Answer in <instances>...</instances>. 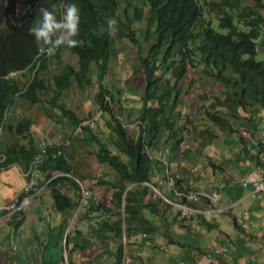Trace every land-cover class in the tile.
I'll return each mask as SVG.
<instances>
[{
  "label": "trees",
  "instance_id": "16d2710c",
  "mask_svg": "<svg viewBox=\"0 0 264 264\" xmlns=\"http://www.w3.org/2000/svg\"><path fill=\"white\" fill-rule=\"evenodd\" d=\"M126 1L124 11L127 13L132 0ZM141 1L144 7L136 9V16L146 24L139 26V36H136L133 24L128 22V14L127 21L116 16L119 29L125 30L131 45H135L140 69L145 75L146 83L140 98L141 123H138L137 131L128 132L112 103L116 99L121 101L122 89L119 86L110 88L104 81L118 52L115 38L105 28L107 20L102 16L115 14L116 0H102L99 4L92 0H75L80 8L77 38L83 43L71 48L62 44L52 55L60 58L63 53L60 48L64 46L66 51L78 56L77 68L67 64L64 75L52 76L58 82L65 78L66 84L69 79L71 83L66 73L77 71L79 84L76 85L82 87L85 81L88 86L96 72L98 89L94 101L104 110V122H99V130L85 126L88 130H84L83 138L93 141L98 148V161L111 168V172L102 169L95 176L96 182L89 183L90 178L71 164L61 144L46 146L47 155L39 165L43 178H39L36 187L42 185L50 194L60 224L54 226L52 219L46 231L40 234V238H47L41 264H122L125 247L135 243L139 235L143 240L152 232H163L162 228L168 227V222L172 227H180L178 231L185 218H180V210L164 196L153 192L149 182L165 196L183 201L185 198L178 191L194 189L189 182L191 178L186 176V172L192 173L194 168L182 166V172L171 174L170 162L165 160L168 152L171 151L180 164L182 159H188L182 158V148L194 138L185 133L188 129L195 130L196 121L233 132L237 131L234 124L241 116V122L248 120L253 124L252 136L258 133L256 128L261 120L257 121V112L260 107L264 108V60L257 58L259 41L264 38V0ZM52 3L57 5V18H62L67 0H0V128L12 131L10 144L5 146L2 141L0 147L6 152L4 164L7 166L17 162L28 168L39 152L31 134L30 119L5 126L6 113L17 93L34 101L48 83L39 79L37 72L32 80H27L26 76L17 79L9 73L30 67L38 49L27 29L38 21V8L50 7ZM216 19L218 28L214 25ZM131 55L132 50H129L126 57ZM46 66L47 62H43L39 69ZM190 110V113L186 112ZM67 114L72 123L82 120L74 116L72 109ZM209 127L200 128V132H209L211 138L214 132ZM74 141L76 139L72 143ZM72 143L70 145H75ZM188 145L185 154L190 152L191 144ZM256 146V151H251L250 161L263 165L256 158L260 157L264 143ZM155 175L157 181L153 180ZM168 176L172 185L167 181ZM75 177L84 181L87 192L82 217L90 223L93 217L98 220L91 224V230L75 229L71 234V229L67 233L66 228L83 198L82 186ZM72 188L73 194L67 191ZM101 189L102 194L97 195ZM152 192L153 196L149 197ZM24 218L17 221L16 226L21 225ZM56 241L61 244L51 251L50 258L44 257V252ZM91 245L99 247L94 257L76 263L72 256L67 263L65 251L78 254Z\"/></svg>",
  "mask_w": 264,
  "mask_h": 264
},
{
  "label": "rangeland",
  "instance_id": "374dc122",
  "mask_svg": "<svg viewBox=\"0 0 264 264\" xmlns=\"http://www.w3.org/2000/svg\"><path fill=\"white\" fill-rule=\"evenodd\" d=\"M93 1L95 3H99L101 0H93ZM124 4L125 2H122L121 6H123ZM121 12L123 14V17L125 18L126 15L123 13L122 10ZM131 12L132 10L130 9V13ZM102 19L107 20V21L109 19H112L115 21V31L112 32L111 35H113V37L115 38L117 52H118V57H116L115 61L111 63L110 70L107 72V75L105 76L104 81L110 85V88H117L119 86L122 89L123 94L121 96V101L116 99V100H112V103L114 105L116 113L123 118L124 125L127 128L128 132L132 133L134 130L137 131L136 130L137 125L138 123H141L139 119V115L141 113L142 101L140 98H141L143 87L145 86V83H146L145 75H144L143 70L140 69L141 67L138 62L136 51L134 48L135 45H131L129 38L125 34H123L124 32H121L116 18L110 14H105L104 16H102ZM140 24L141 22L139 21V23L135 24V26H139ZM144 25H145V21L142 22V26ZM214 25L217 28L219 27L217 19L214 21ZM60 49L63 52L60 58L53 57L52 55L49 58L48 67L50 69L54 70L56 65L61 61L62 62L67 61L75 65L78 64V59L76 55H74L73 53L69 51H66L63 48H60ZM129 50H132L133 55L127 58L126 53H128ZM145 51L146 50H144L143 52ZM257 58L264 60V52H259L257 55ZM78 73L77 71H70L68 73L69 75H71L72 85L79 84ZM23 75L24 73H19L16 76L23 77ZM30 77H31V72L29 71L28 76L26 77L27 80H29ZM75 88L76 89L71 90L70 92L65 94L66 100L69 103L70 107L73 110L75 109L80 115H84V117L87 116L91 111H93V114L89 117V119L93 118L94 116H97L98 112H100L101 109L99 108V104H97L94 101V96L98 89L96 72H94L93 74V82H92V85L89 86V89H87L85 92H82L81 87L79 85ZM89 91H92V92H89ZM118 96H120V93L116 94L117 98ZM188 99L189 97L186 98L184 101L187 102ZM68 103H65V105H67ZM42 109L43 110L45 109V107L43 106V103L37 104L35 107V111L38 115L41 113ZM55 110L58 111V108L55 107ZM185 110H186V107L183 108L184 112ZM186 112L190 113L191 110L186 111ZM260 112L264 113V108L260 107L259 111L257 112V115H258L257 121H260L262 119L259 116ZM199 114L201 113H198L197 115ZM240 114L243 115V112ZM11 115H12V112H10V116ZM103 115L104 113L102 114L97 124L93 125L92 128L96 127L99 124V122L102 121ZM241 119L242 117L240 116L236 120V122L240 124L238 125L236 123L234 124L236 130H241V128H244L245 130H248V131L251 130V127H247L248 125H246L245 120H244L245 122L244 123V122H241ZM260 122H258L257 127L260 124ZM241 123H244L246 126L242 127ZM52 124L54 125L55 121ZM194 125L195 127L194 126L192 127H194L195 130L191 131L188 129L185 133L187 137L194 138L192 142L188 143V144H191L190 145L191 149L189 150L190 151L189 153L185 154V151H184L186 150L185 148L188 144L183 145L182 151L184 152L183 153L184 155H182V158H188L186 160L182 159V161H184L185 163L181 165L179 163L180 161L178 159H175L176 156L174 157L171 151L168 152L167 158L165 157V160L168 159V161L170 162L169 164H170L171 169L169 172L171 174L182 172L181 170L182 166L183 167L187 166L188 168H190L193 164H195V166H198V171L193 172L192 170H190L192 171V173H189L187 171L186 176L189 175V178H191V181L189 180V182L191 183L192 181L196 180L197 187H193V188L206 189V187H208L209 185L220 186L221 184L219 182L222 181L224 178H231V177H235L236 175H240L241 171L246 173L247 167H249L247 160H249L251 157L250 156L251 150H248V148L243 150L240 144V137L234 134L236 133V131H233V132L232 131L229 132L228 130L222 131V130H219V128H216V126L213 129L211 124L209 125L208 123H205V122L202 124L200 123V121H196ZM49 126L50 124L48 125V127ZM205 126H210L209 129L210 130L212 129L211 132H214L212 134L213 137H214V134H217V136L215 138H210L209 132H206V131L203 134H201L200 128H205ZM260 127H262V123L260 124ZM96 130H99V129H96ZM104 130H107V127ZM245 130L239 133L240 134L247 133ZM41 131L42 133H40V135H37L36 137V141H37V144L39 145L40 150L43 149L47 145L49 146V144H54V143L57 144L58 142H61V143L63 142L62 138L60 141V137H58V134L56 136L52 135L49 133L50 130H41ZM60 132H62L63 137H65L64 129L61 130ZM4 133H5V136L3 138V143L5 144V146H8L12 140L10 138L12 133L11 131L10 133L8 131H5ZM250 135L252 137V134ZM84 136L85 134L80 136V138H77L76 141L73 142L75 145H66L64 147V151L68 155L69 161L71 162V164H73L74 167L79 169L81 174L86 176V178H90L89 183H94L96 182L95 176L101 173L102 169H105L111 172V168H109L105 164H101L100 161H98L97 156H96V152L98 148H96L95 144L92 143L93 141L88 142L87 139H84L83 138ZM233 138L238 139L237 144L235 143L236 141L232 140ZM236 145H239V147L234 148L236 147ZM235 151L236 153L238 152L241 153L242 151L244 158L241 156V154L238 157H236ZM262 151L263 150L261 149L260 157L256 159H263L261 158V155L263 154L264 151L263 152ZM15 166L17 165L14 164V166H8L4 169H2L3 167L0 168L2 169L0 170V195H3L2 196L3 199L17 198L19 194L23 191L24 185L26 184V178L24 177L22 170L19 169V166L17 167ZM221 167L228 168L227 170L228 172H225L223 169H221ZM239 167H242V168L239 169ZM41 176H42L41 173H38L36 178H43ZM153 180L157 181L156 175ZM81 181H82V187H83L82 189L83 198L81 199V202H80L81 205L79 206V208L75 210L76 212L74 216L70 218L69 225L66 228L67 233L71 229V234L74 233L75 229H81L82 231L91 230V224H96L98 220L97 217H93L92 223H90V221H88L85 217H82L83 211L85 209L87 192H85L86 187H85L84 181L83 180ZM232 184L235 185V183H232V182H228L227 184L222 185V190L224 194H227L228 187L232 186ZM166 186L170 187L168 185ZM236 187L239 188V186H236ZM42 188H43L42 185L37 187L38 194H39L37 195L38 197L37 196H36L37 198L34 197L31 205H28V207L25 208L26 209V211L24 212L25 220L22 224L23 226L22 228L24 230L20 231V234L18 235L15 234L16 232L14 233L15 234L14 242L16 245L19 246L18 250H21L19 252L24 253L26 255L25 256L20 255L15 260V262H12V263H10L11 261L9 257L7 258L4 257L1 264H41L42 262L41 259L43 256L42 255L43 249L45 248L44 245L46 244L44 242L46 241V238H40L41 236L40 234L46 230V228L48 227L49 221H51L52 219H53L52 222L54 226L60 224V218L57 216L55 208L53 207L51 196L44 189L42 190ZM151 188L153 189V192L155 193L157 192L161 196L164 195L163 192H161V190L158 187L151 186ZM67 191L70 192L71 194L74 193L73 188ZM153 192L149 193L148 196L149 197L151 195L153 196ZM98 194L100 195L102 194V189L98 191L97 195ZM170 198L172 197H169V199ZM177 210L179 209L177 208ZM227 213L228 212L223 213V216H225L224 218L225 219L231 218L229 217L230 215H228ZM193 217L198 218L197 221H199V223H202L203 221H210V222L214 221V218L211 215H209L208 218L204 217L203 215L201 216L194 215ZM193 217L185 218L183 214L180 213V218H185V222H187V220L193 219ZM11 219L12 217L8 219L9 223H12ZM166 225L168 227H163L162 228L163 232L159 231L160 232L159 234L152 232L149 235H147L146 238L150 240L151 242L152 240H154L155 243L161 242V241L170 242V240H173V238L175 237L174 233H181L180 229H178V231H174L173 229L175 226L172 227L169 224V222ZM231 225L233 226V219H231ZM195 226H198V225L196 224ZM0 227H3L1 229L3 234L5 230L10 229L9 227L5 226V219H2V218H0ZM177 228H180V227H177ZM194 228L195 227H192L191 229L194 233H196ZM201 234L209 235V234H214V232L212 231V229H209L203 225V228L201 229ZM188 235H191V231H188ZM64 236H65V232H64ZM151 236L153 237L152 240L150 238ZM1 237L2 235L0 233V241H2V243L5 245L6 242L5 240H1ZM142 238L143 236L139 235L138 238L135 239L136 240L135 243L127 244V246L125 247L126 255L123 261L124 264H140V256L137 252L139 250L138 244H140ZM59 244H61L60 241H56L54 242V244H50L51 245L50 249L49 251L44 252V257L50 258L51 251L53 249L56 250L57 249L56 247ZM168 245H170L171 248L167 247ZM168 245L164 247V250L160 251L161 254L163 255L161 256L160 260L151 259V257L144 256V255H142L141 258L146 259L147 262L145 264H174L175 262H176L175 264H180L181 260L188 261L190 259L185 254H182V256L180 255L172 256L171 255L172 248L176 246L173 243H169ZM98 252H99V247H97V245H91L84 251L78 252V254L75 251L73 255L65 251L66 261L68 263L70 258H72L73 256L76 263L84 262L83 260L94 257L96 253ZM130 256L134 257L132 258V260L129 259L131 260V263L128 261V257ZM55 257L58 258L59 254L56 253ZM171 257L174 258L173 261L169 260ZM182 264H185V262H182Z\"/></svg>",
  "mask_w": 264,
  "mask_h": 264
},
{
  "label": "crops",
  "instance_id": "0c3cea01",
  "mask_svg": "<svg viewBox=\"0 0 264 264\" xmlns=\"http://www.w3.org/2000/svg\"><path fill=\"white\" fill-rule=\"evenodd\" d=\"M261 44L263 45L261 46V52H263L264 38L261 40ZM68 63L71 64L70 62ZM66 65L67 61H61L56 65L54 70L46 67L39 71L38 78H43L44 82L48 84H45L43 86V89L37 93L38 97L34 101L24 95H19L15 98L10 107V109H12V116L10 118V121L14 123V125H16L21 119H30V122H32L30 123L31 134L35 136V138L37 137V135H40V133H42L41 130H50V134L55 136L58 134L59 137L62 134V132L60 131L63 129L65 134H69L76 129L78 123H72L69 115L67 114L69 109L72 108L67 102L65 94L70 92L71 90L76 89L75 87H77L78 85H72L70 83V79L69 84H66V82L64 81L65 78L58 82L52 77L54 74H58L59 76L64 75ZM87 89H89V86H87L84 81L81 90L82 92H85ZM42 103L45 109H42L41 113L38 115L35 111V107L37 104ZM65 103L68 104L65 105ZM55 107L58 108V111L55 110ZM73 112L74 116L80 119L90 117L93 114V111H91L87 116L84 117V115H80L75 109L73 110ZM259 114L262 117L260 122V124L262 123V127H260L259 124L256 128V130H258V133H256L257 135L255 134L251 137V130L248 131L244 128H241V130H237L238 132L236 131V133H234L240 137V144L242 148L247 146L249 150L256 151L257 143H264V113L260 112ZM54 121L55 124L53 125L52 123ZM245 122L246 125H248L247 127H253V124L248 120H245ZM235 123L238 125V122ZM49 124L50 126L48 127ZM96 129H100L99 124L96 127L91 128V130ZM243 129L247 133L240 134L239 132L244 131ZM86 130H88L87 127ZM216 136L217 134H215L214 137L211 136V138H215ZM232 140L236 141L235 143L237 144V138H233ZM237 147H239V145H236V147L234 148ZM240 154L244 158L242 151L241 153H236L235 151L236 157H238ZM184 163V161L181 162V164ZM247 163L249 167H247L246 173L241 171L240 175H236L235 177L231 178H224L219 182L221 184L220 186L225 185L228 182L235 183V185L232 184V186L228 187L227 194H224L222 190L221 197V204H234L233 208L227 213L231 218L225 219L223 213H221L220 215L211 214V216L214 218L213 222L203 221L202 223H199V221H197L198 218L193 217V219L187 220V222L182 225L180 229L181 233H174L175 237L173 238V240H170V242L161 241L155 243V241L152 239V242L150 240L148 241V239L141 240L140 244H138L139 250L137 252L140 256V264H145L147 262L145 258H141L142 255L151 257V259L160 260L161 256H163L160 251L164 250V247L169 243H173L176 246L172 248V256H182V254H185L188 258H190L188 261L181 260L180 264H182V262H185V264H264V224L260 223V219L264 216V191L254 193L253 183H249L247 186H244L242 184L241 180L243 177H247L250 175L252 177L256 176V164L250 161V159L247 160ZM192 166H194V164ZM241 168L242 167H239V169ZM221 169H223L225 172H228V168L226 167H221ZM211 186L217 185H209L208 187ZM236 186H239V188H237ZM192 187H197L196 180L192 181ZM2 196L3 195H0V203L9 202L10 199H13H3ZM206 204L208 203H202V205ZM243 209H249L250 215L257 220V223L248 229L240 228L235 220L236 215ZM2 219H5V226L9 227L8 218L3 217ZM231 219H233V226L231 225ZM22 224L18 225L15 234L18 235L20 234V231L24 230L22 228ZM196 224L198 226H195ZM203 225L209 229H212L214 234L202 235L201 229L203 228ZM177 227L175 226L173 230L177 231ZM192 227H195L194 230L196 231V233L192 231ZM2 228L3 227H0V233L2 235L1 240H5L6 244L4 245L2 241H0V264L2 263L4 257H9L11 261L10 263H12L15 262V260L20 255L25 256L26 254L20 253L19 251L21 250L16 251L13 248L11 249L13 242L10 229L5 230L3 234V232L1 231ZM188 231H191V235H188ZM159 233L160 232L156 234ZM217 246H223L225 248V253H217L215 251V248ZM167 247L171 248L170 245H168ZM132 258L134 257H128V261L130 263ZM169 260L173 261L174 258L171 257Z\"/></svg>",
  "mask_w": 264,
  "mask_h": 264
},
{
  "label": "clouds",
  "instance_id": "9594fccd",
  "mask_svg": "<svg viewBox=\"0 0 264 264\" xmlns=\"http://www.w3.org/2000/svg\"><path fill=\"white\" fill-rule=\"evenodd\" d=\"M101 2H102V0L99 3H101ZM122 2H125V4L123 6H121ZM99 3H96V4H99ZM127 4H128V2L126 0H116L115 14L114 15H112L110 13H107V14H110V15H112V16H114L116 18V20L118 22V26H119V21H118L116 16L120 15L124 21H127L128 20L127 14H128V17H130V21H128V22H131L133 24V28H136V36H139L138 28H139V26H141V27L145 26V25L142 26V22L145 21V20L139 19L136 16V9L144 7V5H143L141 0H132V4H129V7H128L127 13H126L124 11V8H125V6ZM114 6H115V3H114ZM130 9L132 10L131 13H130ZM145 9L147 10L148 7L146 6ZM121 10L126 15L125 18L123 17V14H122ZM38 13H39L38 21L36 23L30 25L28 27V29H27L28 33L32 35L34 42L37 44L38 52L34 56L32 62L30 64V67L25 68L23 70L22 69L14 70V71H11L9 73L10 76H14L17 79H20V78L24 79L25 76L26 77L28 76V73L30 71L31 72V77L29 78V80H32L33 76L37 75V73H39V71L41 70L39 68H40V66H41V64L43 62H47V66L46 67H48L49 58L51 57V55H54L56 53V51H57V49H58V47L60 45L63 44L65 46L71 48V47H74V46H77V45H81L83 43L82 40L77 38L78 33H79V23H80V8H79L78 4L75 2V0H67V3H65L63 5L62 18H59V19L57 18V5L55 3H52L50 5V7H43V6L39 7L38 8ZM99 21L101 23L100 17H99ZM139 21L141 22V24L139 26H135V24L139 23ZM145 24H146V21H145ZM105 28L110 33L114 32L115 31V21L112 20V19H109L106 22V24H105ZM128 30H131V29L128 28ZM123 34H125V30H124ZM129 40H131V39L129 38ZM261 46H263V45L261 44V40H260L259 41V45H258V51L259 52L262 51ZM62 48L66 49L64 46H62ZM77 59H78V56H77ZM67 64H69V63L67 62ZM78 64H79V61H78ZM78 64L75 65V64L71 63V65L74 66L75 68L78 67ZM93 65H94V63L92 64V66ZM66 67H67V65H66ZM94 69H96L95 65H94ZM35 72H37V73H35ZM19 73H24L23 77L16 76ZM66 74H68V73H66ZM68 78H71V75L68 74ZM91 85H92V83L90 85H88V86H91ZM19 95H22V93H17L16 97L19 96ZM11 105H12V103H11ZM10 107L7 110V113H6L7 123H6L5 126H7V124H13L14 125V123H12L10 121V118L12 116V115L10 116V112H12V109H10ZM100 109L101 110H100V112H98L97 116H94L93 118H90V119H89V117L84 118L77 124V126H79L80 123L86 122V124L83 126V129L80 132L76 133V129H75L73 132H71L69 134H65V137H63L62 134L59 136L60 137V141H61V138H62L63 142L62 143L58 142L57 144H61L62 145V147H63L62 151H64V147L66 145H70L74 139H77L78 137L82 136L85 133V131H84V130H86L85 126L92 127L93 125L97 124V122L100 120L102 114L104 113V110L102 108H100ZM25 117H27V116H25ZM91 120H95V122L93 124L89 123ZM5 131H6V127L4 129L0 128V147H1V144H2V141H3V134H5L4 133ZM7 131L10 133L9 129H7ZM34 138H35V136H34ZM35 141H36V138H35ZM36 145H37V148L39 149V152H38L37 157L34 159V161L37 160V159H40L41 162H42L43 158L47 155L46 146L43 149L40 150L39 145L37 144V141H36ZM49 145H52V144H49ZM0 152L4 153L2 150H0ZM5 161H6V155H5V160L0 161V168L3 167L2 169H4V168L8 167L7 165L4 164ZM34 161H32V163ZM15 164L17 166H19V169H21L22 172H23L24 169L25 170L29 169L30 166H31V164H30V166L28 168H26L25 166H21L19 163H15ZM39 165H40V163L36 167L37 175H38V173H40ZM9 166H14V164L9 165ZM17 166H15V167H17ZM192 167L193 168L197 167V171H198V166H195V164H194V166H192ZM2 169H0V170H2ZM197 171H194V172H197ZM24 177L26 178V183H27V181L30 178V176L24 174ZM75 178H76V181L79 182L80 185L82 186L81 179H79L77 177H75ZM38 179L39 178H36L37 183H38ZM43 188H44V186H43ZM82 189H83V187H82ZM194 189H196V188H194ZM36 191H37V187L35 185L32 188L31 193H34ZM24 195H25V192L22 191L17 198L10 199L9 202L0 203V206L9 205V204L13 203L14 201H16L17 199H21ZM37 195H38V193L36 194V196ZM32 201H33V199L31 200V202L28 205H30L32 203ZM25 208H23L19 212H16V213L14 212L13 214H9L8 211H1L0 212V218L5 217V218L9 219V218L12 217V219H11L12 223H9L10 232H11V236H12V242H13L11 249L13 248L16 251H19L18 250V246L14 242V235H15L14 233L17 230L16 228H18V226H16V223L21 218L25 217V213H24L26 211Z\"/></svg>",
  "mask_w": 264,
  "mask_h": 264
},
{
  "label": "built area",
  "instance_id": "2783aa9c",
  "mask_svg": "<svg viewBox=\"0 0 264 264\" xmlns=\"http://www.w3.org/2000/svg\"><path fill=\"white\" fill-rule=\"evenodd\" d=\"M94 122L95 120H91L89 123L93 124ZM85 124L86 122L80 123L79 126H77L76 128V133L80 132ZM261 158L263 159H260V161L264 163V152L261 155ZM3 160H5V154L0 152V161ZM39 163H41V160L37 159L31 164L29 169L23 170V173L25 175L30 176L23 189L25 195L21 199H17L9 205L0 206V212L8 211L9 214L19 212L23 208H25L36 196L38 190L34 193H31V190L37 184L36 167ZM194 171H197V167L194 168ZM255 172V177H252L251 175L243 177L241 182L244 186H247L249 183H253V192L258 193L260 191H264V164L256 165ZM167 181L171 185L173 184L169 176ZM149 185L155 187L150 182ZM178 194H182L185 199L183 201H176L174 198L169 199V197L164 195L163 196L166 198L167 201H169L176 208H178L185 218H191L194 215H203L204 217H207L211 214H221L230 211L234 206V204H221L222 186H211L207 187L206 189H192L189 192L178 191ZM203 202H207L208 204L202 205ZM235 220L237 225L242 229H248L257 223V220L250 215L249 209H243L240 213L236 215ZM260 223L264 224V216L260 219ZM215 251L217 253H225V248L223 246H217L215 248Z\"/></svg>",
  "mask_w": 264,
  "mask_h": 264
},
{
  "label": "bare ground",
  "instance_id": "6f19581e",
  "mask_svg": "<svg viewBox=\"0 0 264 264\" xmlns=\"http://www.w3.org/2000/svg\"><path fill=\"white\" fill-rule=\"evenodd\" d=\"M137 118H138V117H137ZM21 136H22V135H21ZM4 152H5V151H4ZM5 153H6V152H5ZM16 163H17V162H16ZM39 168H40V167H39ZM23 175H24V174H23ZM42 190H43V189H42ZM173 192H174V191H173ZM38 195H39V194H38ZM35 197H36V196H35ZM37 197H38V196H37ZM37 197H36V198H37ZM30 205H31V204H30ZM27 207H28V206H27ZM22 220H23V219H22Z\"/></svg>",
  "mask_w": 264,
  "mask_h": 264
}]
</instances>
